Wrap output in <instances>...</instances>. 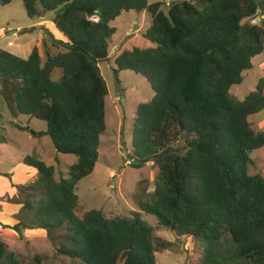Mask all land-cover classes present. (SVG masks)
<instances>
[{
  "label": "trees",
  "instance_id": "16d2710c",
  "mask_svg": "<svg viewBox=\"0 0 264 264\" xmlns=\"http://www.w3.org/2000/svg\"><path fill=\"white\" fill-rule=\"evenodd\" d=\"M21 2L31 20L53 13L64 40H42L27 59L0 50V96L14 117L45 122L42 135L76 162L68 180H56L53 166L22 160L37 178L13 202L22 207L12 230L21 238L28 228L63 232L56 253L70 264H158L155 255L174 242L157 237L143 220L149 215L175 240L202 245L200 264H264V178L248 173L250 154L264 148V131L248 121L264 111V80L243 100L230 93L264 53V0H177L167 13L148 0ZM127 12H145L150 27L128 41L113 71L140 75L154 94L137 106L132 148L136 166L152 164L158 180L126 217L78 216L76 186L93 173L106 130L99 64L116 34L110 24ZM46 262L42 254L21 261L0 242V264Z\"/></svg>",
  "mask_w": 264,
  "mask_h": 264
},
{
  "label": "rangeland",
  "instance_id": "374dc122",
  "mask_svg": "<svg viewBox=\"0 0 264 264\" xmlns=\"http://www.w3.org/2000/svg\"><path fill=\"white\" fill-rule=\"evenodd\" d=\"M180 1L195 3V0ZM148 2L163 3L162 0ZM162 10L167 13L168 9L163 6ZM52 17L53 13H48L45 21H52ZM259 21L260 18H256L251 23L258 24ZM38 22L27 17L21 0H13L9 5L0 7V50L27 59L36 41V33L31 26H36ZM110 26L116 29V34L110 42L108 60L99 64L107 86L106 130L100 138L98 161L93 173L76 186V195L83 206V210L81 207L77 210L78 216L87 209L102 211L107 217H126L130 212L138 211L136 196L152 191L158 180V170L152 164L141 168L136 166L132 148V125L137 106L150 102L154 94L140 75L121 71L115 76L113 71L115 58L126 50L128 41L145 33L150 27V17L145 12L122 13ZM11 32H16L17 38H12ZM253 66L252 70L243 73V82L230 90L239 100L254 91L261 79L264 80V53L253 59ZM248 121L255 133L264 131V111L249 117ZM45 131L46 124L41 120L21 115L14 117L0 96V242L8 253L15 254L26 263L32 261L35 255L42 254L47 258L46 264H70L56 253L64 241L63 232L48 234L28 228L21 238L12 230L19 221L22 207V204L13 202L24 200L27 191L23 189L32 186L37 178V175L30 176L25 182L14 179L12 175L20 174L27 167L20 159L31 157L53 166L56 180H68L69 168L76 162L72 155L57 153L49 137L42 135ZM250 158L249 175L264 178V148L253 151ZM34 196V200L39 198ZM12 205L19 206V209L15 212L11 209ZM143 220L156 228L157 237L174 242L172 251L155 255L158 264H200L202 245L190 238L175 240L170 230L157 227L152 216L145 215Z\"/></svg>",
  "mask_w": 264,
  "mask_h": 264
},
{
  "label": "crops",
  "instance_id": "0c3cea01",
  "mask_svg": "<svg viewBox=\"0 0 264 264\" xmlns=\"http://www.w3.org/2000/svg\"><path fill=\"white\" fill-rule=\"evenodd\" d=\"M45 18L39 20L36 26H31L36 33V41L34 45H32L30 49V53L34 47H39L41 45L42 40H45L47 42V45L50 44L51 38L55 40H64L63 36L59 34V32L55 29L53 22L51 20L45 21ZM111 41H113V38L111 39ZM22 160L23 159H20L21 162ZM36 173L37 171L34 168L27 166L26 168H24V170H21L20 174L12 175V176L15 177L14 179H18L19 182L21 181L25 182V180L30 176H36L37 175ZM11 209H15L14 211L16 212L19 209V206L17 207L16 205H12Z\"/></svg>",
  "mask_w": 264,
  "mask_h": 264
},
{
  "label": "built area",
  "instance_id": "2783aa9c",
  "mask_svg": "<svg viewBox=\"0 0 264 264\" xmlns=\"http://www.w3.org/2000/svg\"><path fill=\"white\" fill-rule=\"evenodd\" d=\"M166 6L168 7L172 2H175L177 0H162ZM12 38H17V33L16 32H11V35H10ZM8 46H11V43H8Z\"/></svg>",
  "mask_w": 264,
  "mask_h": 264
},
{
  "label": "clouds",
  "instance_id": "9594fccd",
  "mask_svg": "<svg viewBox=\"0 0 264 264\" xmlns=\"http://www.w3.org/2000/svg\"><path fill=\"white\" fill-rule=\"evenodd\" d=\"M163 2V1H162ZM164 3V2H163ZM164 5L166 6V4L164 3Z\"/></svg>",
  "mask_w": 264,
  "mask_h": 264
},
{
  "label": "water",
  "instance_id": "95a60500",
  "mask_svg": "<svg viewBox=\"0 0 264 264\" xmlns=\"http://www.w3.org/2000/svg\"><path fill=\"white\" fill-rule=\"evenodd\" d=\"M121 104V103H120Z\"/></svg>",
  "mask_w": 264,
  "mask_h": 264
}]
</instances>
